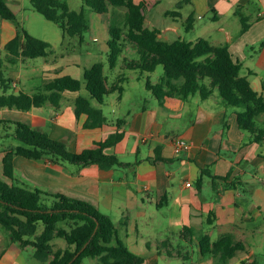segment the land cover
<instances>
[{
  "label": "crops",
  "instance_id": "crops-1",
  "mask_svg": "<svg viewBox=\"0 0 264 264\" xmlns=\"http://www.w3.org/2000/svg\"><path fill=\"white\" fill-rule=\"evenodd\" d=\"M146 1L149 4L146 25L158 28L148 25V13L163 0ZM173 1L178 7L184 0ZM7 2L18 14L14 5L19 8L24 0ZM184 6H189V15L194 13L195 17L193 28L186 32H193L197 21H201L203 29L199 37L187 41L204 38L213 45L229 44L233 58L242 63L241 76L248 77L253 89L264 96V0H191L181 9ZM238 6L250 23L244 33L242 24L237 27ZM168 11L171 10L165 12L166 17H169ZM187 17L182 13L181 18L172 19L176 22ZM158 29L164 32L161 39L168 42L170 34L180 36L175 23ZM16 34V25L0 17V66L10 73L16 93H36L47 81L59 76L80 79L79 74L84 75L87 67H82L74 51L54 58V47L37 65L28 60L14 65L6 63L4 47ZM129 79L127 84L132 82V78ZM37 80H41L42 87ZM78 95L80 92H65L60 107L47 103L29 111L2 109L0 120L22 122L46 132L55 140L66 141L75 153L93 148L121 131L123 139L106 148L105 153L116 154L129 165L106 170L94 164L81 167L16 156L15 178L19 183L93 204L111 217L126 246L146 258L144 264H151L150 260L159 264L161 260L178 258L160 254L158 245L169 237L175 240L185 226L193 228L196 235H210L212 240L231 233L246 245V251H241L246 252L243 257L238 256L239 252L227 263L217 258L213 263L207 259L204 264L258 263L252 245L264 246V139L260 143L253 142L250 133L241 130L234 108L227 106L215 92L208 99L199 95L187 100L174 97L166 98L162 104L153 95L155 101L148 99L147 103L123 107L128 96L125 86L121 99L113 93L107 100V106L116 109L114 114L121 111L120 117L106 115L108 124L85 129L83 124L87 117L78 120L75 115L74 99ZM260 119L264 122V116ZM176 137L190 142L192 149L188 154L174 153L172 140ZM6 147L0 146V178L10 182L3 170ZM207 167L217 178L203 175ZM228 175V182L220 179ZM234 180L240 184L228 185ZM188 183L191 186H187ZM6 235L0 230V241L1 237L8 240V246L0 252V264H25L23 250L27 248L12 243Z\"/></svg>",
  "mask_w": 264,
  "mask_h": 264
},
{
  "label": "trees",
  "instance_id": "trees-1",
  "mask_svg": "<svg viewBox=\"0 0 264 264\" xmlns=\"http://www.w3.org/2000/svg\"><path fill=\"white\" fill-rule=\"evenodd\" d=\"M29 1L38 13L60 26L65 39L79 37L83 41L84 32L89 29L85 8L81 11L71 10L63 0ZM82 2L109 23L111 38L107 45L110 69L116 68L128 45H132L138 54V59L124 58L126 67L112 82L102 62L85 69L84 88L99 106H94L89 98L82 95L74 99L77 119L87 117L83 128L97 129L108 124L109 120L101 106L110 94L118 93L121 99L125 84L130 80L125 70L140 71V74L153 73L162 65L165 76L157 83H152L149 79L145 83L146 89L161 104L166 98L174 97L187 100L199 95L202 99H208L217 89L223 102L236 110L241 130L250 133L253 142L263 141L264 122L260 118L264 116V96L253 89L248 77L241 76L242 63L233 58L229 44L213 45L204 38L195 42L182 38L173 42L161 39L164 33L162 30L146 25L149 9L146 0ZM190 2L191 0H184L179 3L178 8L181 9L182 5ZM235 12L240 17L241 32L244 33L250 28L249 19L242 15L241 6ZM166 15L182 17L179 10L168 11ZM0 17L17 27L16 36L4 47L10 64L44 58L51 54L52 45L23 29L7 0H0ZM194 19V13L185 19L186 31L193 28ZM206 79L209 80L208 83L204 82ZM12 82L0 66V110L29 111L47 103L60 107L65 92L79 93L83 88L82 81L70 75L47 81L33 94L24 91L10 92ZM118 127L121 128V125ZM10 137L18 140L19 145H9L4 150V176L10 182L0 178V227L6 231L12 243L18 244L22 249L33 248L34 258L40 264H82L86 257L98 259L100 264L146 262L144 256L131 251L120 239L111 217L93 204L63 194H50L19 183L15 178L16 156L36 161L50 159L52 162H67L81 167L94 164L106 170L127 167L129 164L122 162L118 155L105 153L106 148L123 139V132L117 131L95 147L75 153L69 149L66 141L55 140L46 132L33 129L22 122L0 120V139ZM203 175H211L214 179L216 177L208 167L203 169ZM229 177L220 179L228 182ZM238 184L239 181L234 180L228 185ZM179 237L189 243L197 240L202 256L216 257L224 263L239 252L246 251L245 243L237 241L231 233L212 240L210 235H196L193 228L185 226ZM55 239H64L67 246L55 248L52 244ZM158 250L160 254L165 253L168 257H178L185 261L191 257L188 252L184 254L181 245L174 249L172 237L158 245ZM1 257L0 254V259ZM242 264L255 263L243 261Z\"/></svg>",
  "mask_w": 264,
  "mask_h": 264
},
{
  "label": "rangeland",
  "instance_id": "rangeland-1",
  "mask_svg": "<svg viewBox=\"0 0 264 264\" xmlns=\"http://www.w3.org/2000/svg\"><path fill=\"white\" fill-rule=\"evenodd\" d=\"M68 3L71 10L74 11H81L83 8H85V14L88 19L89 23V29L84 32L83 35V41H80L79 37H67L66 39L63 36V31L60 28V26L54 22L48 21L43 15L38 13L32 6L29 0H24V3L20 5L18 8L15 6L12 2V4L15 7V10L18 11V20L21 25V27L25 30H27L31 35L42 39L44 41L49 42L52 47L55 48L56 54L52 57L56 58L57 55L62 53H67L69 51L75 52V56L80 57V64L82 67H91L97 62H102L105 64V72L108 74V76L113 80L115 77H117L120 72L123 71V69L126 67L124 58L127 57L128 59H138V54L136 49L132 45H128L126 51L124 54L120 57L118 64L116 68L110 69L109 66V58H108V41L110 40V32H109V23L107 20H102L101 16L93 12L91 9L86 7L82 0H63ZM167 10H179L182 12L186 17L191 13V8L189 6H184L183 9H180L177 7V2H174L173 0H163L162 3L159 5L154 6L149 10L148 13V25L151 27H158V28H166L169 23H175L178 25L179 28V35L180 36H172L171 34L168 36V40L170 42L175 41L178 39V37H182V39L190 40L192 38H197L201 35L202 25L200 24L201 21H197L195 24V30L193 32H186V21L184 19H177L176 22L173 21L172 17H166L164 14ZM124 10H121V12ZM235 20V17H233ZM241 22L239 18L237 19V27L240 28ZM101 45V47H100ZM106 49H105V48ZM88 52H92V55H89ZM29 62H33L34 64H38L43 62L44 60L42 58L38 59H29ZM5 62L10 64L5 58ZM83 69V71H84ZM6 76H10V73L3 69ZM23 71V70H22ZM32 71L30 70L29 73ZM128 77L132 78V82L130 84H125L127 90H128V96L125 99L126 101L123 103V107H129L132 105H136L140 102L147 103L148 99H152L153 101L156 100V98L153 96V94L148 91L145 88L146 80L149 79L152 83H157L159 80L165 76L164 67L162 65L158 66L157 69L153 73H145L140 74V71L136 70H125ZM26 73V72H25ZM27 75V73L25 74ZM80 75V79L83 83V88L80 91V94L84 97L89 98L94 106H97L95 99H93L89 93L85 90V79L83 72ZM41 80H37V84H40ZM204 82L208 83L209 80L206 79ZM42 87V83L40 84ZM1 88V87H0ZM21 88V86H20ZM16 90L14 88H11L10 92H15ZM215 93L219 95L218 90H215ZM112 95V94H111ZM115 95L118 96V93H115ZM110 96V95H109ZM106 98V102L104 105H102V109L104 111V114L108 117H120L121 111L119 110V113L114 114L116 112V109L109 108L107 106L108 104V97ZM9 146V145H19V141L15 138H4L0 139V146L1 145ZM51 199V198H50ZM49 199V203L52 201ZM41 229H43V226H41ZM0 230L4 234H7L6 231L0 227ZM7 236V235H6ZM9 238V237H8ZM173 247L174 249L181 245L182 249L184 251V254H190L191 257L187 259L186 261L180 258H174V259H167V260H161L159 264H204L205 260L208 259L209 263H213L217 261V258H211L207 256H202L199 250V246L197 242L189 243L186 240L182 239L181 237H177L175 240L172 239ZM52 244L55 246V248H65L67 246L66 241L64 239H55L52 241ZM8 246V240L4 237H1L0 241V252ZM255 249V253L258 256V263L257 264H264V246H253ZM246 252H240L239 257H243ZM23 260L25 264H40L39 261H37L34 258V249L33 248H27L26 250H23ZM22 260V261H23ZM215 260V261H214ZM246 260V259H245ZM151 264H153V260H150ZM250 263V262H249ZM82 264H100L98 259L93 258H84L82 261Z\"/></svg>",
  "mask_w": 264,
  "mask_h": 264
},
{
  "label": "built area",
  "instance_id": "built-area-1",
  "mask_svg": "<svg viewBox=\"0 0 264 264\" xmlns=\"http://www.w3.org/2000/svg\"><path fill=\"white\" fill-rule=\"evenodd\" d=\"M172 143L174 146V153L178 156L186 155L192 149L190 142L181 137L174 138ZM187 186H191V183H188Z\"/></svg>",
  "mask_w": 264,
  "mask_h": 264
},
{
  "label": "water",
  "instance_id": "water-1",
  "mask_svg": "<svg viewBox=\"0 0 264 264\" xmlns=\"http://www.w3.org/2000/svg\"><path fill=\"white\" fill-rule=\"evenodd\" d=\"M78 255H79V254H78ZM78 255H77V256H78ZM77 256H76V257H77Z\"/></svg>",
  "mask_w": 264,
  "mask_h": 264
}]
</instances>
